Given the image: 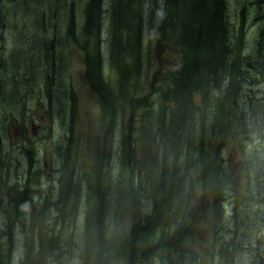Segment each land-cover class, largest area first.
<instances>
[{"label":"rangeland","instance_id":"rangeland-1","mask_svg":"<svg viewBox=\"0 0 264 264\" xmlns=\"http://www.w3.org/2000/svg\"><path fill=\"white\" fill-rule=\"evenodd\" d=\"M88 1L0 0L2 120H11L29 111L36 94L32 92L33 85L44 90L47 86L52 92L51 101L46 105V111L51 113L48 149L51 166L40 175L41 180H45L42 186L50 187L47 197L37 191L38 198L44 196L40 207L37 197L30 193L38 188L36 184L24 182L17 186L13 183L18 171L27 176L24 155L10 147L9 142L4 144L3 152L8 151L7 158L11 160L4 172L5 181L0 182V253L5 256L4 264H23L26 260L35 264H86L84 218L89 211L88 196L92 186L104 183L101 189L107 186L109 193L114 194L112 199L107 196L109 200H103V209L106 207L110 216L118 205L127 201V191L131 188L126 185L124 192L121 180L125 176H118L124 168L122 160L127 158L125 168H131L132 172L153 168L150 167L151 154L143 149L144 140L147 141L146 131L157 138V124L164 121L166 114L155 107L144 116V106L156 97L162 76L176 68L179 58V49L167 38L165 17L162 21L164 4L161 0L157 3L148 0L142 18L129 23L136 35L134 40L139 39L143 44L142 53L135 54L133 46L129 47L135 42L126 34L120 41L110 40L114 30L108 25L109 0H105L100 12L107 29L90 34L84 31ZM249 1L245 14L250 15L247 19H252L259 11L251 3L253 0ZM148 8L152 12L159 11L155 24H151L154 22L147 17ZM240 9L237 0H227V14L230 20L235 19L230 22L234 27L238 26L234 23ZM246 31L248 53L255 46L257 27L249 25ZM137 47L136 43L138 50ZM134 55L140 57L137 59L139 67L132 64ZM87 62L91 64L88 70L91 82L106 86L103 89L107 90L108 100L115 101L113 118L102 109L98 93L89 83ZM253 77L252 83L243 87V105H240L247 117L249 131L247 137H239L244 143L220 145L218 142L209 145L212 149L205 152L191 147L183 149L176 157L168 154V162L162 170L166 172L164 180L157 177L152 184L143 185L146 194L140 199L146 215V209L150 212L157 201L152 213L161 223L154 230L171 224L179 210L177 203H187L190 196V206L182 225L184 220L189 224L192 236L183 259L173 264H220L225 259L234 261V264H264V225L253 224L260 220L264 223V74L257 73ZM15 97H19L18 102H14ZM192 99L186 104L193 111L200 95L194 94ZM65 135L66 138L61 140ZM160 145L169 152L168 146ZM123 146L127 147L126 150ZM106 158H109L108 162H105ZM211 160H215L214 165L206 169ZM259 163L263 165L261 169ZM160 166L159 159L154 167L158 174ZM57 168L66 173L67 182L70 179L72 182L70 185L60 179L62 188L59 186V192L63 189L60 195L64 205L60 195V201H56L59 193L56 188L52 189V177L58 175L52 169ZM107 172L112 174L108 180L101 176ZM48 173L50 176H46ZM76 177L81 179V188L75 195L68 196L66 194ZM160 183H164V190L160 189ZM14 184L16 189L11 187ZM3 186L6 195L2 193ZM199 190L206 191L205 202L199 193L197 198L194 197V192ZM106 192L101 193L104 199ZM214 193L221 199L220 210H223L221 217H216L215 227L211 210ZM129 198L131 207V195ZM166 199L174 203L156 209ZM256 201L261 209L256 207ZM93 202L99 205V198H94ZM31 205L36 208L32 210ZM107 218H111L109 225L113 229L112 217ZM167 229L168 232L174 230ZM224 234L226 242L222 241ZM45 252L53 256L46 257ZM60 252L63 253L57 258ZM128 261L129 264H140L136 257H133V263L130 259ZM172 261L171 255L164 263ZM154 264L160 263L156 261Z\"/></svg>","mask_w":264,"mask_h":264},{"label":"trees","instance_id":"trees-1","mask_svg":"<svg viewBox=\"0 0 264 264\" xmlns=\"http://www.w3.org/2000/svg\"><path fill=\"white\" fill-rule=\"evenodd\" d=\"M147 1H108V25H112L114 30H112L113 36L110 40L120 41L122 35L126 34L130 41L135 42L129 46H133L135 54L140 53V51L142 53L143 44L139 39L134 40L136 35H134V29L129 23L133 24L139 17L142 18V15L145 14ZM153 1L157 3L160 0ZM161 1L164 4L162 21L165 17L164 27L168 34L167 38L172 45L179 49V58L176 68L162 76L158 90L155 92L156 97L150 103H145L144 106V116H148L151 109L155 107L166 114L163 116L164 121L157 124V138L146 131L147 141L144 140L143 149L151 154L150 167L153 168L132 172L131 168L130 170L125 168L127 158L122 160L124 168L118 176H125V179L121 180L124 184L122 186L124 192L126 185L131 188L127 191V201L118 205L110 215L113 219V229L109 225L111 218H107L110 216L106 213V207H104L105 210L103 209V200L108 201L107 196L112 199L114 194L109 193L110 188L107 186L101 189L104 183L92 186L88 196L89 211H86L84 218L83 234L86 242V246H84L87 252L86 264H129V259L133 263V257H136L140 264H154L156 261L165 264L164 261L168 260L171 255L173 261L167 264L182 260L185 247L192 236V229L189 224L184 220L182 225V221L187 215L186 209L190 206V196L187 203H177L179 210L171 224L159 226L154 230V227L161 223L157 218H154L152 213L157 201L150 212L146 209V215L143 212V202L141 203L140 199L141 197L144 199L146 194L143 185L145 183L152 184L157 177L164 180L166 172H162V170H165L164 166L168 162V154L176 157L183 149H190L191 147L199 150V152H205L212 149L209 145L218 142L220 145L225 142L226 144L229 142L244 143L239 137H247L249 134L247 117L240 105H243V87L245 84L252 83L254 74H264V0L251 2L258 7L259 11L256 17L252 19H247L246 17L250 15L245 14L250 1L237 0L241 9L238 11V15H235L234 25H238L236 27L230 25V22L235 19H229L227 0ZM104 3L105 0L88 1L84 30L87 34L92 31L98 33L101 32L100 29L106 28L105 21L100 15ZM146 11L147 17L151 22H154L151 24H155L159 11L152 12L149 8ZM249 25L257 27L255 35L257 40L254 48L247 53L248 50L246 51V49L249 42L246 30ZM136 43L139 51L136 49ZM125 47L127 46L125 45ZM138 58L140 59L139 55H134L132 58V64L137 67H139ZM87 65L86 73L89 76V83L94 92L98 93L102 109L110 118H113L115 101L108 100L107 90L103 89L106 86L102 87L101 84L97 85V82H91L92 76L88 71L91 68L90 62H87ZM194 94L200 95V101L194 104L192 111L191 106L188 108L186 102L193 101ZM142 119L145 120L143 117ZM152 122L155 123V121ZM259 129L261 130L260 127ZM160 143L168 146L169 152H166L167 150ZM123 148L126 150L127 147L123 146ZM159 159L161 161L160 174L154 168ZM108 161L109 158H106L105 162ZM214 161L211 160L207 163L206 169L214 165ZM258 167L261 169L263 165L259 163ZM65 174L61 175V178L67 182L64 177ZM101 176L108 180L112 174L107 172ZM67 183L72 185L71 179ZM74 186V191L77 193L81 188L80 178H78V185ZM160 189L164 190V183H160ZM195 189L196 187H194V191ZM105 191L107 192L104 199L101 193ZM141 191H144L142 196H140ZM117 192L116 196L118 197ZM197 193L205 202L207 199L206 191L194 192L196 198ZM96 197L99 198V205L97 206L93 202ZM211 198L213 202L211 206L212 221L215 227L216 217H221V212L223 213V210H220L222 201L216 197V193ZM173 203L169 199L163 200L156 206V209H163ZM256 207L261 209L259 201H256ZM260 221L253 224L264 225ZM167 228L174 230L168 232ZM62 253L60 252L56 257L59 258ZM46 254L45 252L44 256ZM48 256L53 255L47 254L46 257ZM3 257L5 256L0 253V264H4ZM154 258L158 259L154 260ZM30 262L35 264L31 260L22 263L30 264Z\"/></svg>","mask_w":264,"mask_h":264},{"label":"flooded vegetation","instance_id":"flooded-vegetation-1","mask_svg":"<svg viewBox=\"0 0 264 264\" xmlns=\"http://www.w3.org/2000/svg\"><path fill=\"white\" fill-rule=\"evenodd\" d=\"M51 54L53 55L55 54V52H52ZM53 62L54 64L56 62L55 56H53ZM32 92H36V94L34 95V97H32V104L26 114L22 116L17 115V117H13L11 120L3 121L0 113V182L5 181V169L11 165V160L7 158L8 151L3 152L4 144L6 142H9L10 147L13 146L16 150L20 151L22 155H24V165L27 168V176L22 175V173L18 171L14 177L15 180L13 181V183H17V186L21 185L24 182L29 184H36L38 188L33 189V191H31L30 193H33V195L37 197V191H39V193H43L47 197L46 192L48 191L50 186H42L45 180L42 181L40 175L47 172V166H51V156L48 150L51 138L49 127V116L51 113L46 111V105L49 101H51L52 92L47 88V86L44 90L39 85H33ZM13 100L14 102H18L19 97H15ZM2 113L6 115V113H4L3 111ZM15 113L17 114L16 111ZM1 125H3V127ZM65 138L66 135L61 137L60 139L63 140ZM17 162L19 161L17 160ZM52 172L58 173V175L52 177V189H57V192L59 194L57 195L56 201H60V192H62L63 189L59 192V186L62 188L63 179L61 178V175H63V172L61 168L52 169ZM46 176H50L49 173ZM35 179L37 180L33 182V180ZM60 179L62 181H60ZM74 185H78L77 177L74 179ZM74 185L72 187H75ZM6 186L7 188H9V185ZM17 186L14 184L11 187L12 189H16ZM72 187H69L70 190L66 195L73 196L76 194L75 191L72 190ZM2 193H4L5 195L7 193L4 186L2 188ZM43 199L44 196H41L40 198L37 197L38 207L41 206ZM62 199L63 197L61 198V203L62 205H64ZM32 201H35V199L32 198ZM30 208L34 210L36 207L34 205H31ZM225 235L226 234L222 235L224 237V239L222 240L223 242H226ZM259 243L260 242H258V244L256 245H259ZM256 256L259 255L256 254ZM234 263V261L228 259L220 262V264Z\"/></svg>","mask_w":264,"mask_h":264}]
</instances>
